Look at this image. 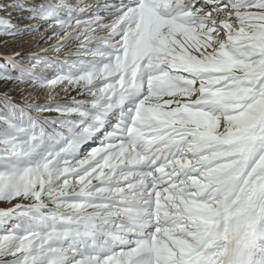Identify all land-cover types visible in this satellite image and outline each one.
I'll return each mask as SVG.
<instances>
[{
  "label": "snow or ice",
  "instance_id": "6c2138e0",
  "mask_svg": "<svg viewBox=\"0 0 264 264\" xmlns=\"http://www.w3.org/2000/svg\"><path fill=\"white\" fill-rule=\"evenodd\" d=\"M0 49V264H193L211 219L264 264V0H0Z\"/></svg>",
  "mask_w": 264,
  "mask_h": 264
},
{
  "label": "bare ground",
  "instance_id": "6f19581e",
  "mask_svg": "<svg viewBox=\"0 0 264 264\" xmlns=\"http://www.w3.org/2000/svg\"><path fill=\"white\" fill-rule=\"evenodd\" d=\"M30 22V21H29ZM25 22L24 24H27ZM41 33L45 32V29H41ZM40 38V37H39ZM47 47V43H43ZM39 51V50H36ZM245 241L244 232L238 229L234 224H222L218 220H209L204 228V235L202 241L204 246L198 253L195 254L194 261L198 260L209 249L215 248L221 253H224V249L229 246L230 243L237 241ZM156 254L160 250H167V244L159 240L156 236L152 238L151 246L148 249Z\"/></svg>",
  "mask_w": 264,
  "mask_h": 264
},
{
  "label": "clouds",
  "instance_id": "9594fccd",
  "mask_svg": "<svg viewBox=\"0 0 264 264\" xmlns=\"http://www.w3.org/2000/svg\"><path fill=\"white\" fill-rule=\"evenodd\" d=\"M248 246L242 241H237L224 249V264H241L247 255Z\"/></svg>",
  "mask_w": 264,
  "mask_h": 264
},
{
  "label": "rangeland",
  "instance_id": "374dc122",
  "mask_svg": "<svg viewBox=\"0 0 264 264\" xmlns=\"http://www.w3.org/2000/svg\"><path fill=\"white\" fill-rule=\"evenodd\" d=\"M25 22H28V23H31V22H29V21H18V23H20V24H24ZM43 29V28H42ZM44 30V29H43ZM42 31V30H41ZM40 35H41V33H36L34 36H29V37H26V39L27 40H29L30 41V43H28V44H25L23 47H21V48H17L16 49V51H21V52H26V51H32V50H40V48H43V47H45V46H43V45H45V44H43L44 42H41L40 43V46H39V48H37L36 47V43H37V41H40ZM12 47V45H10L9 46V48H11ZM9 49H0V51H8ZM42 99H43V97H42ZM0 207H6V205H0ZM153 237H155V236H153Z\"/></svg>",
  "mask_w": 264,
  "mask_h": 264
}]
</instances>
